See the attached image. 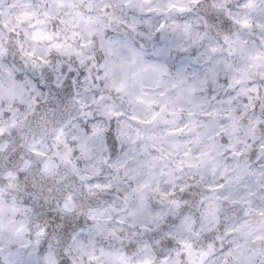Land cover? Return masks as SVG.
<instances>
[{
	"label": "clouds",
	"instance_id": "1",
	"mask_svg": "<svg viewBox=\"0 0 264 264\" xmlns=\"http://www.w3.org/2000/svg\"><path fill=\"white\" fill-rule=\"evenodd\" d=\"M0 264H264V0H0Z\"/></svg>",
	"mask_w": 264,
	"mask_h": 264
}]
</instances>
